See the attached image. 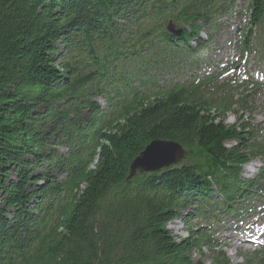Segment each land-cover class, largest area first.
<instances>
[{"label": "trees", "instance_id": "16d2710c", "mask_svg": "<svg viewBox=\"0 0 264 264\" xmlns=\"http://www.w3.org/2000/svg\"><path fill=\"white\" fill-rule=\"evenodd\" d=\"M229 5L0 0V264H194L207 236L176 243L166 224L213 186L232 204L241 166L264 158L249 127L226 122L244 108L230 87L186 79L198 25L213 30ZM252 10L244 49L256 30L264 53V0ZM170 21L183 36L167 33ZM154 141L181 145L186 159L128 181Z\"/></svg>", "mask_w": 264, "mask_h": 264}, {"label": "rangeland", "instance_id": "374dc122", "mask_svg": "<svg viewBox=\"0 0 264 264\" xmlns=\"http://www.w3.org/2000/svg\"><path fill=\"white\" fill-rule=\"evenodd\" d=\"M246 4V1L239 0V5L246 6ZM223 23H225V20ZM238 24L239 22L235 18H233L231 22L225 24L228 28L230 26V32L228 34L223 33V36H221V39L219 40L220 44H223L224 49L222 51H215L216 53L214 55L213 49H215L216 46L214 48L210 47L208 52H206V54H208L209 51H211V53L208 54V61L202 63L203 65L201 64L200 68L203 75L205 70H210L211 73H220V71L217 70L220 65H225L226 63L231 65V63H234L236 70L234 72L233 79L240 78L243 80L241 75H247L248 77H252L251 79L254 83L257 82L258 92L256 95L249 93V91L243 92V90L236 93L239 94V97L242 95L248 96L246 106L248 109H240L238 116L236 114H230L227 117L226 122L228 125H233L240 118L241 123L249 124L251 126L253 136L257 138V142L259 144H264V62L258 61L257 57L254 55H250L249 58L243 62H238V52L233 53V50L229 49L228 43H235L240 39L239 36L235 35V33L231 30L232 26H237ZM202 34L206 35V32H202ZM206 56L207 55L204 57ZM199 74L202 76L201 73ZM229 79H231V77ZM220 82L221 81L218 83ZM98 102L102 106L105 105L102 100H98ZM243 103L244 105L246 104V98L243 99ZM251 108L253 111H250ZM235 110L238 111V109ZM227 145L235 146V143H228ZM254 165L255 169L252 174L247 171V168L243 170V179L255 180L258 176H260L261 172L264 173V166L260 161H255ZM259 187L260 190H264V180L259 183ZM261 202H264L263 195L256 193L248 200V202H245L244 205L248 207V205L259 204ZM195 216L196 215L192 210L183 213L181 215V219L183 221L180 222L177 220L172 222L168 225V231L176 241L187 239L189 237L188 233H186L188 232V229L196 233H201V231H203V233H207L210 245H207V247H205V243L201 245L200 250L202 251L203 256L199 257L198 254L194 255V260L196 262L200 261V264H211L212 258L214 257L213 253L215 252L225 254L231 264H259L261 262L264 256V247L256 248L245 245L244 248L237 251L236 249L230 248L227 243H223V239L217 241L219 236L222 237L219 234L227 228L222 221L225 218L221 217L217 219H210L211 221H209L205 220L203 217ZM185 222L187 225H185ZM228 226L233 232V226ZM194 237L197 238L196 236ZM210 247L214 249L211 251Z\"/></svg>", "mask_w": 264, "mask_h": 264}, {"label": "water", "instance_id": "95a60500", "mask_svg": "<svg viewBox=\"0 0 264 264\" xmlns=\"http://www.w3.org/2000/svg\"><path fill=\"white\" fill-rule=\"evenodd\" d=\"M170 24L168 31L174 33ZM185 157L183 147L171 141H154L131 165L130 179L141 173H155L179 164Z\"/></svg>", "mask_w": 264, "mask_h": 264}, {"label": "bare ground", "instance_id": "6f19581e", "mask_svg": "<svg viewBox=\"0 0 264 264\" xmlns=\"http://www.w3.org/2000/svg\"><path fill=\"white\" fill-rule=\"evenodd\" d=\"M254 168H255V166L254 165H251V166L248 167V170L247 171L250 173ZM209 212L211 214L214 213V211H210V210H209ZM256 222L257 223H261V222L264 223V214L261 215V216L259 215ZM258 229H259V227H257V226H251V227L249 226L248 228L244 229L243 231H248L249 233H252V234L256 235L257 233H259L258 232ZM227 230L228 229H225L221 233V236L222 237L219 236V238H217V241H219L220 239H223L224 240L223 243H227L230 248L236 249L237 251L240 250V249H242V248H244V244L241 242L243 238L240 239L241 236H238V235L228 236V234L230 232H228V234H226L227 233Z\"/></svg>", "mask_w": 264, "mask_h": 264}]
</instances>
